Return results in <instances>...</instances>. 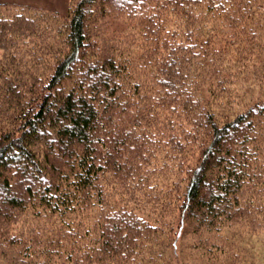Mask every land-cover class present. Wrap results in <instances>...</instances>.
Here are the masks:
<instances>
[{
    "label": "trees",
    "instance_id": "trees-1",
    "mask_svg": "<svg viewBox=\"0 0 264 264\" xmlns=\"http://www.w3.org/2000/svg\"><path fill=\"white\" fill-rule=\"evenodd\" d=\"M68 1L59 24L0 1V264H169L165 219L174 240L243 223L264 189V0ZM28 209L60 237H10Z\"/></svg>",
    "mask_w": 264,
    "mask_h": 264
},
{
    "label": "rangeland",
    "instance_id": "rangeland-1",
    "mask_svg": "<svg viewBox=\"0 0 264 264\" xmlns=\"http://www.w3.org/2000/svg\"><path fill=\"white\" fill-rule=\"evenodd\" d=\"M0 1L27 4L44 10L49 9L50 12L38 13L40 16L34 14L33 11L23 10L26 15H36L42 23H51L48 20L52 18L58 24L61 21V17L53 13L58 11V13L60 12L61 15H64L65 9L69 5L68 0ZM1 53L2 50L0 49V56ZM261 147L264 150L263 141ZM250 195L245 196L250 202L247 206H249L251 212L246 216L244 222L238 223L237 226L235 224L225 226L220 233L203 234L201 236L200 231L193 232L191 229H187V233L181 239L174 240L176 217H173V223L171 224L166 222L165 219L160 229H162L161 235L164 238V243H168L164 250L165 257H171L169 264H264V197L263 202L258 205L260 196L264 195V189L254 191ZM43 212L37 214L36 210L28 209L12 213V216L16 218L14 217L15 220L12 219V222L11 220L9 223L6 222L7 225H10L7 233L12 238L19 237L20 234V237L32 236L33 225L35 224L44 228V234L55 235L54 238L60 237V232L57 229L65 228L62 224L64 220L56 214H49V212L45 214L44 210ZM116 212L120 213L117 210ZM51 229L56 230L55 233H52ZM0 232H2V229H0ZM165 244H162L161 247Z\"/></svg>",
    "mask_w": 264,
    "mask_h": 264
}]
</instances>
